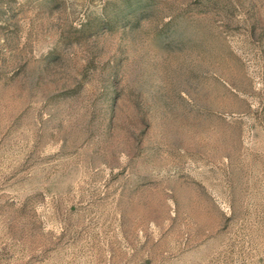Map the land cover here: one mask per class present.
I'll list each match as a JSON object with an SVG mask.
<instances>
[{"label": "rangeland", "instance_id": "rangeland-1", "mask_svg": "<svg viewBox=\"0 0 264 264\" xmlns=\"http://www.w3.org/2000/svg\"><path fill=\"white\" fill-rule=\"evenodd\" d=\"M0 264H264V0H0Z\"/></svg>", "mask_w": 264, "mask_h": 264}]
</instances>
